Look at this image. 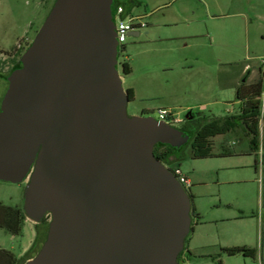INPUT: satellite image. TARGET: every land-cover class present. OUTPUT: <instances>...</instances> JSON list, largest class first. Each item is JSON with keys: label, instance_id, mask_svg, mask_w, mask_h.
Wrapping results in <instances>:
<instances>
[{"label": "water", "instance_id": "water-1", "mask_svg": "<svg viewBox=\"0 0 264 264\" xmlns=\"http://www.w3.org/2000/svg\"><path fill=\"white\" fill-rule=\"evenodd\" d=\"M116 3L55 0L7 79L0 181L28 180L27 218H51L26 264H179L192 232L189 191L155 155L190 134L128 114Z\"/></svg>", "mask_w": 264, "mask_h": 264}, {"label": "rangeland", "instance_id": "rangeland-1", "mask_svg": "<svg viewBox=\"0 0 264 264\" xmlns=\"http://www.w3.org/2000/svg\"><path fill=\"white\" fill-rule=\"evenodd\" d=\"M54 2L0 0L2 74H7L14 52L33 41ZM128 14L142 25L137 30L140 36H129L126 51L119 57L123 87L135 91L128 104L130 116L159 119L158 110L167 109L184 122L190 112L196 118L236 114L240 108L236 83L264 76V0H133ZM126 57L132 67L128 75L122 65ZM6 90L0 80V104ZM200 105L207 110L200 111ZM261 119L263 146L264 94ZM222 141L244 154L197 160L186 140L168 167L180 170L192 183L194 205L208 222L204 230L212 234L203 240L214 243L209 251L219 254L223 248L246 247L258 254L230 256L222 250L223 257L215 262L198 257L191 262L264 264L263 147L258 154L251 153L249 145L233 134L214 139V143ZM27 186L28 180L19 184L0 181V203L23 206ZM38 229L43 237L47 227L40 224ZM37 232L32 221L21 236L0 229V247L26 264L40 249L38 245L31 251Z\"/></svg>", "mask_w": 264, "mask_h": 264}, {"label": "trees", "instance_id": "trees-1", "mask_svg": "<svg viewBox=\"0 0 264 264\" xmlns=\"http://www.w3.org/2000/svg\"><path fill=\"white\" fill-rule=\"evenodd\" d=\"M120 5L123 6L128 13L129 5L127 6L122 2L116 3V7ZM125 51L126 47L123 46L120 50V54L121 52L125 53ZM122 65L126 75L132 72V67L128 62V59H126ZM13 70L14 69H12L11 73ZM245 77L244 79H247ZM0 78L5 79L8 77H3L0 74ZM127 94L130 101L134 100L135 92L133 89H128ZM263 94L264 76L263 73H261V76L257 80L251 83L243 81L237 86L236 98L240 103L238 113L229 114L223 117L194 118L190 121L186 118V124L184 128H177L186 132L187 134H190L188 143L191 146L192 158L202 160L219 157H235L244 154V152L235 148L233 145L231 146L228 143H224L223 141L221 143H214L215 138L228 134H233L238 137L240 141L246 142L249 145V151L251 153L258 154L262 147L264 150V143L262 146L261 140ZM183 147L184 146H182L180 149H175L169 145H157L155 147V155L157 159L163 162L166 166H169V164L172 163L171 160L175 159V155L177 152L181 151ZM172 170L175 172L174 169ZM189 195L193 202V195L191 194V191H189ZM192 217L193 230L194 222L196 219H200V216L196 213L194 204L192 206ZM26 220L27 215L23 206H7L3 203H0V229L8 231L13 236H21ZM40 224L47 227V231L43 237L41 236L38 229ZM49 224L50 222L48 223L46 218L41 223L37 224V237L34 241L31 251L36 249L38 245L40 246V249L42 248L47 239ZM188 239L189 237L186 240V244L188 243ZM224 252L230 256L242 253L245 256L255 257L258 254L256 249H248L246 247L226 248L224 249ZM191 256V252L188 253L187 246H185V251L179 257V264H181L184 260L190 261ZM33 258L34 257L30 259ZM0 264H21V259L18 258L13 252L0 247Z\"/></svg>", "mask_w": 264, "mask_h": 264}, {"label": "built area", "instance_id": "built-area-1", "mask_svg": "<svg viewBox=\"0 0 264 264\" xmlns=\"http://www.w3.org/2000/svg\"><path fill=\"white\" fill-rule=\"evenodd\" d=\"M116 25H117V37L120 43V50L127 41V38L130 36L132 32H136L139 27L142 25L139 23L138 18H130L129 14L126 12V9L123 6L116 7ZM124 52H121L123 54ZM127 59V57H126ZM159 121L166 122L171 125L182 123V119L176 116L174 112L167 109L158 110ZM175 174L178 177L181 184L186 188V190H190L192 187L191 181L189 178L184 175L180 170L176 171ZM181 264H193L188 260H184Z\"/></svg>", "mask_w": 264, "mask_h": 264}, {"label": "crops", "instance_id": "crops-1", "mask_svg": "<svg viewBox=\"0 0 264 264\" xmlns=\"http://www.w3.org/2000/svg\"><path fill=\"white\" fill-rule=\"evenodd\" d=\"M134 34H135L134 35L135 37L140 36V33L137 31L134 32ZM245 71L246 72L248 71V67H246L244 69V72ZM238 85H240V83H236V85H235L236 89H237ZM190 108L191 107H188V109H190ZM199 110L200 111H206L207 110L206 105H200ZM171 161H173V160H171ZM191 185H192V183H191ZM190 191H191V194L193 195L194 194L193 187L190 188ZM193 200H194V195H193ZM193 204H194V202H193ZM194 207H195L196 213L200 216V219H196V221L194 222V229L192 230V232L189 236V239H188V243L186 244L187 252L188 253L191 252V254H192L191 259L193 257H196V258L198 257L201 260L214 261L215 262L216 260L221 259L223 257V252H224L225 248L221 249L219 254L213 253L211 250L209 251L210 248L214 247V245H213L214 243H212V241H211V243L203 241V240H205V238H208L210 235H212V234H210V232L208 233L206 230H204V225H205V223H208V222H206V221L204 222L203 217L201 216L200 213H198V210H197L195 205H194ZM29 221H32V220L27 218L26 223H28ZM26 223H25V225H26ZM32 223L36 224L33 221H32ZM200 229H202V230H200ZM197 239H198V242H197ZM222 250H223V252H222ZM262 255H263V253H262ZM190 262H191V260H190Z\"/></svg>", "mask_w": 264, "mask_h": 264}, {"label": "flooded vegetation", "instance_id": "flooded-vegetation-1", "mask_svg": "<svg viewBox=\"0 0 264 264\" xmlns=\"http://www.w3.org/2000/svg\"><path fill=\"white\" fill-rule=\"evenodd\" d=\"M133 0H129V5L131 4ZM120 2L119 0H117V3ZM34 40V39H33ZM33 41H30L29 43L25 44L20 50L14 52L13 56L11 57V59L9 60V62L7 63L9 65L8 67V71H7V74H1V76L3 77H9L10 76V73L12 71V69H15L17 66H20L22 63H21V60H22V57L25 53V51L27 50V48L30 46V44L32 43ZM8 78H5V79H1L0 80L5 84L6 88L8 89V86H9V83H8ZM7 91V90H6ZM3 100V99H2ZM1 104H2V101H1ZM1 104H0V109H1ZM187 120H192L194 118H196L193 113H189L187 116H186ZM182 125H180V129H183L185 124H186V120L183 122L182 120Z\"/></svg>", "mask_w": 264, "mask_h": 264}]
</instances>
